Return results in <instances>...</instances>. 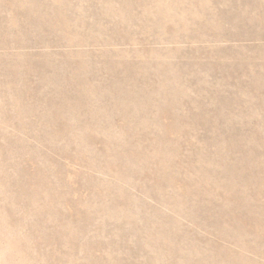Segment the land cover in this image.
<instances>
[{"label":"rangeland","instance_id":"374dc122","mask_svg":"<svg viewBox=\"0 0 264 264\" xmlns=\"http://www.w3.org/2000/svg\"><path fill=\"white\" fill-rule=\"evenodd\" d=\"M0 264H264V0H0Z\"/></svg>","mask_w":264,"mask_h":264}]
</instances>
